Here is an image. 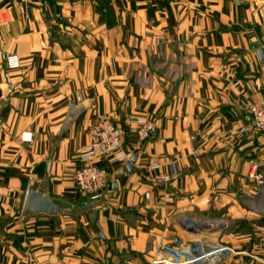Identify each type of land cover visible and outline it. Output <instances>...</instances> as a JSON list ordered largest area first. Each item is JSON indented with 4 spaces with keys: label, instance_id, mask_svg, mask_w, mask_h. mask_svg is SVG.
<instances>
[{
    "label": "crops",
    "instance_id": "crops-1",
    "mask_svg": "<svg viewBox=\"0 0 264 264\" xmlns=\"http://www.w3.org/2000/svg\"><path fill=\"white\" fill-rule=\"evenodd\" d=\"M263 98L264 0H0V264H169L201 218L227 228L218 264H264ZM101 118L136 161L99 160L93 201L74 178ZM32 190L62 211L27 213Z\"/></svg>",
    "mask_w": 264,
    "mask_h": 264
},
{
    "label": "built area",
    "instance_id": "built-area-1",
    "mask_svg": "<svg viewBox=\"0 0 264 264\" xmlns=\"http://www.w3.org/2000/svg\"><path fill=\"white\" fill-rule=\"evenodd\" d=\"M20 1L22 4H27L31 0ZM4 60L10 70H17L21 67V58L18 54H7ZM248 112L253 128L264 133V98L260 102L252 103L248 108ZM137 124L136 136L138 140L143 142L150 139L155 129L154 123L147 117H140L137 120ZM126 134L127 130L125 128L117 126L107 118L99 119L93 126L91 142L81 152L83 165L76 171L74 178L77 190L89 197L90 200H100L109 182L107 169L100 166L98 161L109 157L123 163L130 160L131 153L123 149V139ZM22 140L25 143H31L33 136L31 133L26 132L22 135ZM150 167L158 171L148 179L153 187H159L170 182L171 174L161 171L159 164H152ZM177 251L183 254L187 253L184 250H168L166 260L169 264L170 253H177ZM196 258L189 260L191 263L199 264L195 260ZM211 259L212 264H216L219 261L218 255L212 256Z\"/></svg>",
    "mask_w": 264,
    "mask_h": 264
},
{
    "label": "rangeland",
    "instance_id": "rangeland-1",
    "mask_svg": "<svg viewBox=\"0 0 264 264\" xmlns=\"http://www.w3.org/2000/svg\"><path fill=\"white\" fill-rule=\"evenodd\" d=\"M193 219V218H191ZM198 221L203 220L204 226L203 230L199 232H189L186 230H182L178 234H176L177 242L172 240L171 244L165 249L164 255L167 256L168 250H184L186 251L188 249V253H173L171 252L170 258V264H194L191 263L190 260L196 258V256H199L200 252L198 249L202 250L203 252H206L207 254L211 256L218 255L219 261L218 263L224 259L223 256H225L226 252V243L223 241V238L225 239V231L226 227L223 226L221 228H217L214 230H211L209 228H205L208 226V221H219V220H213L212 218H201L196 219ZM221 222V221H219ZM184 223H188V221H184ZM225 223V222H224ZM224 227V228H223ZM221 249H223L221 251ZM187 256L190 258L187 259ZM190 259V260H189ZM216 263V264H218ZM196 264V263H195Z\"/></svg>",
    "mask_w": 264,
    "mask_h": 264
},
{
    "label": "water",
    "instance_id": "water-1",
    "mask_svg": "<svg viewBox=\"0 0 264 264\" xmlns=\"http://www.w3.org/2000/svg\"><path fill=\"white\" fill-rule=\"evenodd\" d=\"M136 161V157L133 156L131 158V163L128 164L127 169L132 171V163ZM62 208L54 204L50 201V199L44 195V193L40 190H32L28 196L27 203H26V212L27 213H37V214H55L60 213ZM183 228L189 232H199L204 228L196 226L192 223L184 224Z\"/></svg>",
    "mask_w": 264,
    "mask_h": 264
},
{
    "label": "bare ground",
    "instance_id": "bare-ground-1",
    "mask_svg": "<svg viewBox=\"0 0 264 264\" xmlns=\"http://www.w3.org/2000/svg\"><path fill=\"white\" fill-rule=\"evenodd\" d=\"M186 222L188 221V223H191L190 220H185ZM186 224V223H184ZM192 224H195L196 226L198 225L199 227H203L204 224L201 222V223H198V222H193ZM218 225H215L213 222H208V226H206L205 228H209L211 230H214V229H217ZM224 228V227H223ZM198 251L200 252L199 254V257H197L195 260L197 261V263L199 264H212V256L207 254L206 252H203L202 250L198 249ZM186 252L188 253V249L186 250ZM190 258V256L188 257L187 256V259Z\"/></svg>",
    "mask_w": 264,
    "mask_h": 264
}]
</instances>
